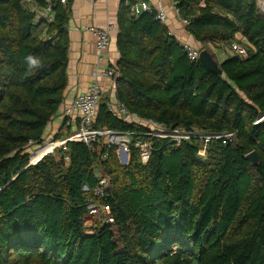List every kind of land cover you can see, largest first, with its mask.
Masks as SVG:
<instances>
[{"label":"trees","instance_id":"1","mask_svg":"<svg viewBox=\"0 0 264 264\" xmlns=\"http://www.w3.org/2000/svg\"><path fill=\"white\" fill-rule=\"evenodd\" d=\"M172 2L197 9L187 31L222 74L191 62L155 12L134 18L137 0H122L117 99L168 128L235 133L234 142H211L202 159L199 140L145 138L149 163L132 147L126 166L115 148L70 143L30 165L70 90L71 10L54 0L48 21V0H0V264H264V16L256 0ZM232 44L249 56L220 61L216 50ZM95 125L142 132L105 104ZM100 172L113 224L89 215Z\"/></svg>","mask_w":264,"mask_h":264},{"label":"built area","instance_id":"2","mask_svg":"<svg viewBox=\"0 0 264 264\" xmlns=\"http://www.w3.org/2000/svg\"><path fill=\"white\" fill-rule=\"evenodd\" d=\"M48 1L50 5L40 16V19L52 21L54 13L51 3L54 0ZM256 1L260 13L264 16V0ZM58 2L63 6H67L69 0H58ZM172 11L178 17L179 24L187 29L191 24V20L182 17L181 8H179L177 3L173 2ZM151 12L156 13V20L167 28L168 36L174 38L181 46L187 58L191 62H198L202 49L196 44L183 40L174 29L169 28L167 25L169 13L163 7L154 8L145 0H137V3L131 7V15L134 18H139L144 13ZM86 31L95 39L96 62L92 71L93 82L78 94L64 110L65 127L71 129V134L68 137L58 139V132L56 135L47 138L38 147L31 148L29 152L30 165H37L44 157L55 155L58 150H66L67 144L70 143L84 144L94 153L107 148H115L117 153H120L122 165L126 166L130 161L132 147L139 151L143 164L149 163L153 153V144L145 138L167 140L177 147L185 142L199 140L202 143V149L199 152V156L202 159L207 158V148L211 142L222 141L224 145L234 142L235 133L213 134L197 130L188 131L183 128H168L164 123L145 119L131 112L126 105L117 99L116 84L121 74L117 65H114L108 56L112 42L111 33L118 31V26L116 24H110L107 28L90 26L86 28ZM228 52L231 55L239 56L241 59L249 56L248 50L241 44H232L229 46ZM106 88H108L107 93L110 97L107 102L103 103ZM102 104H105L108 113L113 117L141 128L142 132H123L110 128L96 127L98 110ZM28 145L31 147L35 143L30 141ZM65 160L69 162L68 157ZM110 189L111 180L100 172L95 189L91 191L93 199L88 209L89 215L100 221L102 225L114 223L110 207L103 202L110 198ZM83 190L89 192L86 186Z\"/></svg>","mask_w":264,"mask_h":264},{"label":"crops","instance_id":"3","mask_svg":"<svg viewBox=\"0 0 264 264\" xmlns=\"http://www.w3.org/2000/svg\"><path fill=\"white\" fill-rule=\"evenodd\" d=\"M119 1L106 0H69L68 6L71 10V16L68 24L70 33V52H69V74H70V90L68 91L64 105L59 114L49 125L47 137L50 138L51 133L56 135L60 129L65 127L64 110L69 106L78 94L85 90L92 82V71L96 62L95 39L86 31V28L93 26L99 28H107L110 24L117 25L118 12L120 9ZM154 8L163 7L168 13L167 25L174 29L177 35L183 40L189 41L199 46L192 36L189 35L187 29L179 24L178 17L173 13L172 0H145ZM197 14V9L181 10L183 18H188ZM118 31L111 33V47L108 53L109 59L114 65H117L120 56L117 49ZM229 46H223L216 50V57L220 61L225 60L231 54L228 52ZM222 59V60H221ZM104 96V102L110 97L107 93Z\"/></svg>","mask_w":264,"mask_h":264},{"label":"water","instance_id":"4","mask_svg":"<svg viewBox=\"0 0 264 264\" xmlns=\"http://www.w3.org/2000/svg\"><path fill=\"white\" fill-rule=\"evenodd\" d=\"M200 63H202L209 71L214 73L222 74L219 70L218 63L214 60L212 55L207 50H202L199 58ZM248 161L252 166H258L260 164V159L256 152H252L247 156Z\"/></svg>","mask_w":264,"mask_h":264},{"label":"clouds","instance_id":"5","mask_svg":"<svg viewBox=\"0 0 264 264\" xmlns=\"http://www.w3.org/2000/svg\"><path fill=\"white\" fill-rule=\"evenodd\" d=\"M26 59H27V63H28L29 68L39 67L38 59H36L32 56H28Z\"/></svg>","mask_w":264,"mask_h":264},{"label":"rangeland","instance_id":"6","mask_svg":"<svg viewBox=\"0 0 264 264\" xmlns=\"http://www.w3.org/2000/svg\"><path fill=\"white\" fill-rule=\"evenodd\" d=\"M221 60H222V59H221ZM49 127H50V126H49ZM49 127H48L47 131L49 130ZM50 136H53V133H51ZM46 140H47V139H46ZM117 156H118V160H119L120 165L123 166V165H122V160H121L120 153H117Z\"/></svg>","mask_w":264,"mask_h":264}]
</instances>
